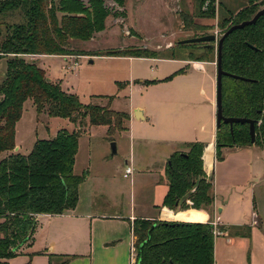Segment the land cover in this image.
<instances>
[{
	"label": "trees",
	"instance_id": "trees-1",
	"mask_svg": "<svg viewBox=\"0 0 264 264\" xmlns=\"http://www.w3.org/2000/svg\"><path fill=\"white\" fill-rule=\"evenodd\" d=\"M111 1L123 9L128 3V0ZM247 1L239 12L219 23L222 35L264 9V0ZM194 3L198 17L207 20H214L223 7L218 0H194ZM110 14L106 0H90L88 5L82 0H0V62L7 63L5 73L0 72V264H8L22 247L32 244L42 215L60 216L77 207L79 187L87 178L74 171L84 127L88 123L106 126L110 135L127 130L129 114L116 112L110 105L82 103L60 84L48 81L46 72L25 58L80 55L81 52L74 53L70 42L88 41L102 32ZM181 15L184 22L191 19L189 14ZM193 25L197 29H212ZM179 46L200 50L196 56L189 54L187 61L192 62H208L215 51L202 44ZM106 56L156 58V53L131 49L107 52ZM222 67L225 72L246 79L223 77L224 116L252 119L257 126L256 143L252 144L248 125H234L232 134L230 125L223 123L216 132L217 159H221V149L225 147L260 145L264 149V16L256 24L226 37ZM183 74L185 69L165 81ZM28 100L33 101L39 115L47 113L51 118L67 119L77 129L61 130L51 139L37 141L29 155L15 152L16 126ZM184 148L186 151H176L167 162L168 192L160 208L174 212L205 210L213 214L214 178L209 182L203 167L207 145L191 142ZM209 152L212 150L208 149L206 163L211 168ZM183 217L202 219L199 212ZM232 228L228 232L233 237L251 236L248 226ZM133 232L136 264H215L213 223L136 220ZM73 258L70 256L60 264Z\"/></svg>",
	"mask_w": 264,
	"mask_h": 264
},
{
	"label": "rangeland",
	"instance_id": "rangeland-1",
	"mask_svg": "<svg viewBox=\"0 0 264 264\" xmlns=\"http://www.w3.org/2000/svg\"><path fill=\"white\" fill-rule=\"evenodd\" d=\"M82 1L88 5L90 0ZM247 2L218 0L223 7L214 20H207L198 17L194 0H128L124 9L113 1L106 0V7L111 14L105 23V29L95 33L88 41L70 42L74 53L81 52L80 55L25 57L44 70L47 77L60 84L65 92L78 96L84 104L101 107L110 105L112 110L129 115H132L134 109L139 108L147 112L148 121L137 122L134 132L131 131L130 121L126 124V131L116 132L114 135L109 134L106 126H92L88 123L79 138L74 170L76 175L88 177L100 173L122 176L128 167L126 161L130 163L133 138L138 145L136 158L142 165L162 166L164 161H160V156L165 153L167 146L170 149H178L181 145L167 132L170 126H176L181 121L186 122L192 115H197L198 120L205 119L208 106L206 98L201 97L196 101L195 98L179 97L175 85L183 79H175L180 75L169 81L165 79L181 69L189 73L201 71L192 73L190 78H197L205 87L209 84V76L206 74L214 71L217 62L215 49L208 62L189 61L191 63L189 66L183 61H187L190 53L196 56L200 50L189 46L181 47L178 42L209 34H215L220 38L222 30L218 27L219 23L229 18L231 14L239 12ZM194 9L196 14L192 16L195 13ZM184 13L191 17L187 22L183 21L181 14ZM193 24L212 29H197ZM131 49L151 50L156 53V58L106 56L107 52ZM91 61L93 63H90ZM198 66H202V70H199ZM6 69V60H2L1 74H4ZM214 107L216 113V102ZM76 129L77 126L67 119L51 118L47 113L39 115L33 101L28 100L16 126V142L20 146L16 152L29 155L37 141L51 139L61 130L73 132ZM209 135H205V144H213V138ZM144 140L147 143H144ZM165 140H169L170 143H163ZM112 143L117 145L118 154L115 156L112 155ZM183 149L185 150L184 147ZM206 150L203 155V167ZM221 153V159L216 161L214 174L219 190L218 196L226 207V214L222 218L230 226L222 227L217 223L216 228L221 235L225 230L229 232L233 230L232 227L235 226L232 225L240 223L251 226L253 232L259 230L260 225L256 214L253 213L250 197L249 185H253L255 180L249 175V166L255 168L264 166V150L260 145L242 149L225 147L221 149ZM257 158L259 159L255 162ZM206 174L208 181L211 182L213 172ZM130 179L124 183L129 184ZM132 197V192H129L126 202L133 205ZM138 199L142 200V192L137 193L135 202H138ZM44 220L39 219L37 229L43 225ZM224 228V231L220 230ZM226 239V236H218L215 240L216 257L220 264H232L230 260L237 257V254L241 255L237 253L242 249L237 247V241L228 247ZM244 254L249 262L248 250L245 249ZM134 256L133 253L131 259H134ZM135 259L137 261V256Z\"/></svg>",
	"mask_w": 264,
	"mask_h": 264
},
{
	"label": "crops",
	"instance_id": "crops-1",
	"mask_svg": "<svg viewBox=\"0 0 264 264\" xmlns=\"http://www.w3.org/2000/svg\"><path fill=\"white\" fill-rule=\"evenodd\" d=\"M183 62L191 66L189 61ZM192 73L186 72L176 78L175 80H183L175 86L180 94L179 97L195 98L196 101L202 97L208 100L206 118L198 120L197 115H192L188 121H181L176 126L171 125L169 131L166 130L181 145L178 149H170L167 146L165 153L160 156V161H164L162 166L142 165L136 158L138 145L136 139L133 138L130 163L126 161L128 167H133V174L129 177H125V173L122 176L100 173L89 175L79 187L77 207L60 216L42 215L39 219H45L44 223L36 230L32 244L22 247L16 257L8 260V264H60L70 256H74V258L67 264H133L137 256V252L133 251L136 243L133 226L136 220L176 222L186 213L199 212L202 215L201 220L185 218V222L219 223L222 227L230 226L222 218L226 214V207L223 206L224 202L218 196L219 190L214 174L217 161L216 151H213L212 148L216 144L217 132L214 107L216 102V68L214 67V71L206 74L209 76V84L205 87L197 78H190ZM195 73H201V71ZM137 110L134 109L130 115L132 132H134L137 122L148 121L147 112L144 109L142 115L145 119L138 120L135 117ZM206 134H210L209 137L213 138V144H206L207 150L205 149L204 156V171L205 173L213 172L214 178L216 199L213 214L205 210L174 212L168 208H160L168 192L165 172L169 158L176 151H185L183 147L186 143L206 142L204 139ZM144 141L147 143L146 140ZM163 143L168 144L170 141L165 140ZM208 148L212 149V152H209L213 159L211 168L206 163ZM19 149L20 146L16 142L15 152H18ZM249 167L251 171H249V175L255 180L253 185H249L252 209L260 226L259 230L254 232L252 228L249 238L233 237L228 234V231H224L223 235H220L227 237L226 245L228 247L237 241V247L242 248L237 251L241 255L237 254V257L230 260L232 264H264V166ZM129 178H131L130 182L126 185L124 181H128ZM129 192H132L134 197L133 205L126 202ZM141 192L142 200L138 199V202H135L137 193L141 194ZM232 226H248L251 229V226L244 223ZM245 249L249 252V262L244 254ZM131 252L135 254L134 259H131ZM216 254L215 248V264H220Z\"/></svg>",
	"mask_w": 264,
	"mask_h": 264
},
{
	"label": "water",
	"instance_id": "water-1",
	"mask_svg": "<svg viewBox=\"0 0 264 264\" xmlns=\"http://www.w3.org/2000/svg\"><path fill=\"white\" fill-rule=\"evenodd\" d=\"M264 16V9H261L257 14L248 21H244L241 24L233 25L229 28L220 38H218L215 34L204 35L200 37H194L186 40H182L178 42L179 45H190V44H202L206 48H214L217 49V62H216V127L217 129L221 127L223 123L229 124L231 128L232 134H234V125H248L249 126V133L251 137L252 144L256 143V126L257 123L255 120L248 119V118H227L223 114V77H233L235 79L246 80L236 75L229 74L223 70L222 67V50L223 44L230 34H232L236 30L244 29L247 26L254 25L258 22V20ZM90 63H93L91 61ZM51 81V79H48ZM143 109H138L135 113V117L138 120H144L143 117ZM213 151H216V144L212 146ZM112 155H117V145L116 143H112L111 145ZM176 222H185V218L183 216L178 218ZM152 227L149 231V237L151 235Z\"/></svg>",
	"mask_w": 264,
	"mask_h": 264
},
{
	"label": "built area",
	"instance_id": "built-area-1",
	"mask_svg": "<svg viewBox=\"0 0 264 264\" xmlns=\"http://www.w3.org/2000/svg\"><path fill=\"white\" fill-rule=\"evenodd\" d=\"M76 65H77V63H76ZM74 68V67H73ZM199 70H202V66H198L197 67ZM133 167H127V169H126V172H125V177H129L130 175H132L133 174ZM214 226H215V236L216 237H218V236H220L222 233L218 230V228H216L217 227V223H215V224H213ZM133 251H135V252H137V250H136V247L134 248V250ZM133 264H136V261L135 262H133Z\"/></svg>",
	"mask_w": 264,
	"mask_h": 264
},
{
	"label": "bare ground",
	"instance_id": "bare-ground-1",
	"mask_svg": "<svg viewBox=\"0 0 264 264\" xmlns=\"http://www.w3.org/2000/svg\"><path fill=\"white\" fill-rule=\"evenodd\" d=\"M212 150V149H211ZM212 161H213V159H212Z\"/></svg>",
	"mask_w": 264,
	"mask_h": 264
}]
</instances>
